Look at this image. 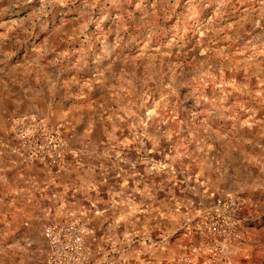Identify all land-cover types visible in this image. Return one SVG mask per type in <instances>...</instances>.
Listing matches in <instances>:
<instances>
[{
    "label": "rangeland",
    "instance_id": "rangeland-1",
    "mask_svg": "<svg viewBox=\"0 0 264 264\" xmlns=\"http://www.w3.org/2000/svg\"><path fill=\"white\" fill-rule=\"evenodd\" d=\"M228 199L240 264L264 240V0H0V264H47L69 223L88 264L199 260Z\"/></svg>",
    "mask_w": 264,
    "mask_h": 264
},
{
    "label": "built area",
    "instance_id": "built-area-1",
    "mask_svg": "<svg viewBox=\"0 0 264 264\" xmlns=\"http://www.w3.org/2000/svg\"><path fill=\"white\" fill-rule=\"evenodd\" d=\"M17 138L26 149L28 158L43 162L52 158L56 150L55 135L43 127H32L17 133ZM241 204L235 199L219 201L212 211L200 218L195 225V235L208 241L202 246V257L183 259L181 264H233L225 255L226 241L235 237L233 223ZM82 229L77 223L53 226L46 230L49 248L47 264H88L83 255L80 237ZM190 234V231H187Z\"/></svg>",
    "mask_w": 264,
    "mask_h": 264
},
{
    "label": "crops",
    "instance_id": "crops-1",
    "mask_svg": "<svg viewBox=\"0 0 264 264\" xmlns=\"http://www.w3.org/2000/svg\"><path fill=\"white\" fill-rule=\"evenodd\" d=\"M92 189L95 192L100 191L102 193H104V191H107L109 194L108 195V202H109V204H112L111 199H110V190L108 188L96 190L92 186ZM81 190L79 192H81ZM102 193L99 194V197H101L103 195ZM80 194H82V193H80ZM97 196H98V194H97ZM78 198L80 200V202L78 203L79 207L84 206V205H82L86 201V199L84 198V194L78 196ZM63 210H62L61 215L65 216L63 218V221L64 220L66 221V219H68V217H66V216H68L67 214L69 213V211L63 212ZM81 211H82V207H81V209H79L78 212L74 213V216L77 218L76 215H78L80 217L82 216V218H83V213H81ZM77 219H79V217ZM59 221L60 220H58V222ZM248 237H249V239H248ZM244 238L245 239H241V242H239V249H237V251L239 250V252H240V253H238V256H237V258H240V261L237 259L238 262L240 264H264V240H260L261 238L258 239V238H255L253 236H250V234L249 235L245 234ZM177 256H179V254H177ZM235 258H236V256H235ZM156 264H159V263L157 262Z\"/></svg>",
    "mask_w": 264,
    "mask_h": 264
}]
</instances>
